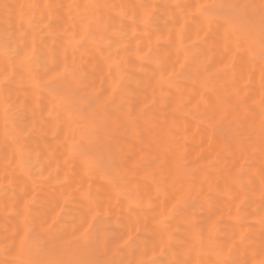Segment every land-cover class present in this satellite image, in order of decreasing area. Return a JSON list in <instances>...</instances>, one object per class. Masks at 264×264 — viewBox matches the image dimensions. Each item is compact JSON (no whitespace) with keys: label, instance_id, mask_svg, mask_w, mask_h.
Wrapping results in <instances>:
<instances>
[{"label":"bare ground","instance_id":"obj_1","mask_svg":"<svg viewBox=\"0 0 264 264\" xmlns=\"http://www.w3.org/2000/svg\"><path fill=\"white\" fill-rule=\"evenodd\" d=\"M33 258L264 262V0H0V264Z\"/></svg>","mask_w":264,"mask_h":264},{"label":"rangeland","instance_id":"obj_2","mask_svg":"<svg viewBox=\"0 0 264 264\" xmlns=\"http://www.w3.org/2000/svg\"><path fill=\"white\" fill-rule=\"evenodd\" d=\"M42 260V258H33V259H31L30 260V262L32 263V264H37L39 261H41Z\"/></svg>","mask_w":264,"mask_h":264},{"label":"snow or ice","instance_id":"obj_3","mask_svg":"<svg viewBox=\"0 0 264 264\" xmlns=\"http://www.w3.org/2000/svg\"><path fill=\"white\" fill-rule=\"evenodd\" d=\"M262 264H264V262H262Z\"/></svg>","mask_w":264,"mask_h":264}]
</instances>
